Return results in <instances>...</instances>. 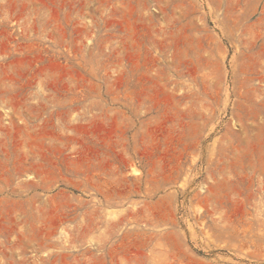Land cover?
Segmentation results:
<instances>
[{
    "label": "rangeland",
    "instance_id": "374dc122",
    "mask_svg": "<svg viewBox=\"0 0 264 264\" xmlns=\"http://www.w3.org/2000/svg\"><path fill=\"white\" fill-rule=\"evenodd\" d=\"M0 264H264V0H0Z\"/></svg>",
    "mask_w": 264,
    "mask_h": 264
}]
</instances>
